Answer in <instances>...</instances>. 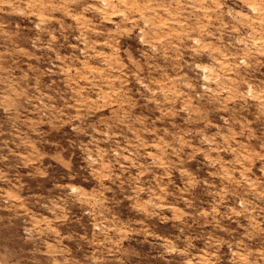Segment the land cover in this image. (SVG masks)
I'll return each instance as SVG.
<instances>
[{"label":"rangeland","instance_id":"374dc122","mask_svg":"<svg viewBox=\"0 0 264 264\" xmlns=\"http://www.w3.org/2000/svg\"><path fill=\"white\" fill-rule=\"evenodd\" d=\"M0 264H264V0H0Z\"/></svg>","mask_w":264,"mask_h":264}]
</instances>
